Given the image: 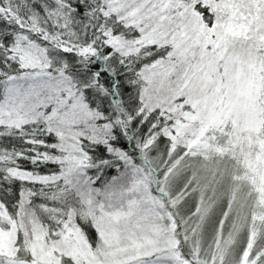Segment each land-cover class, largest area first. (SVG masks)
Wrapping results in <instances>:
<instances>
[{
	"label": "snow or ice",
	"instance_id": "snow-or-ice-1",
	"mask_svg": "<svg viewBox=\"0 0 264 264\" xmlns=\"http://www.w3.org/2000/svg\"><path fill=\"white\" fill-rule=\"evenodd\" d=\"M0 264H264V0H0Z\"/></svg>",
	"mask_w": 264,
	"mask_h": 264
}]
</instances>
